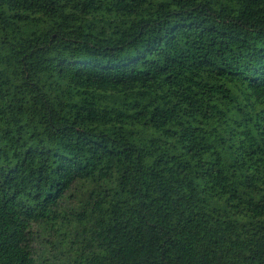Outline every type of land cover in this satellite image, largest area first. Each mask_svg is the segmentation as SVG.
Masks as SVG:
<instances>
[{"label": "trees", "instance_id": "16d2710c", "mask_svg": "<svg viewBox=\"0 0 264 264\" xmlns=\"http://www.w3.org/2000/svg\"><path fill=\"white\" fill-rule=\"evenodd\" d=\"M0 264H264V0H0Z\"/></svg>", "mask_w": 264, "mask_h": 264}]
</instances>
